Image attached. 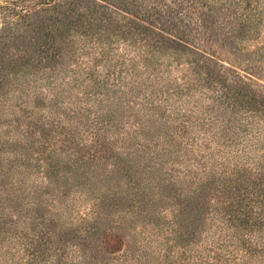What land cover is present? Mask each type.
I'll use <instances>...</instances> for the list:
<instances>
[{
  "label": "trees",
  "instance_id": "16d2710c",
  "mask_svg": "<svg viewBox=\"0 0 264 264\" xmlns=\"http://www.w3.org/2000/svg\"><path fill=\"white\" fill-rule=\"evenodd\" d=\"M261 1L40 0L34 7L17 8L13 2L0 5V73L12 64L9 76L13 78L9 81H16L17 99L25 94L33 104H42L39 100H43V95L34 91L38 80L22 79L27 73L18 76L15 71L18 63L30 66L24 50L27 47L39 53L55 49L58 57L63 49L70 47L63 58L73 53L79 59L88 49L99 56L88 60L87 69L84 64L82 69L79 66V71H69L72 77L59 87V93L55 92L56 100L61 98L69 104L61 106L60 113L49 108L52 112L48 118L39 122L44 130L47 125L54 129L50 130L53 134L48 142L52 147L47 155L36 158L27 152V146L42 139L41 146L45 150L48 134L45 138H40V132L25 131L22 137L7 134L9 138L5 142L19 147L12 161L6 159L10 170L17 167L9 172L10 179L21 176L17 186L6 190L7 193L17 189H22V194L31 192L39 196L43 193L42 185L38 187V180L31 177L34 174V169L30 168L32 164L44 163L57 172L65 169V172L77 174L83 169V157L85 153L89 155L88 151H92V157L100 152H108L112 158L114 155L110 170L103 173L104 177L100 175L103 178H95L93 185H88L87 197L81 199L95 201L93 209L90 207V212L85 214L87 218L80 216L73 222L72 230L77 232L74 238L78 240L73 245L75 250L69 254L67 247L60 243L63 237L52 249V238L41 231L31 234L33 238L27 241L22 235L34 232L28 229V223L19 220L4 229L5 221H0V264H9V259H12L10 264H97L90 256V234H97L101 226L109 222L110 213L103 211L111 204L108 201L121 203V207L128 204L123 210L126 220L121 227L130 232L139 223L143 233H131L133 247L121 264H255L257 260L262 261L264 241L255 240L253 230L240 235L231 217L221 215L209 219L202 218L199 213L200 207L205 206L199 199L209 185L218 182L223 187L230 184L231 188L238 181L249 180L255 171L243 165L228 169L221 163L225 152L205 153L203 149L208 148L204 143L206 135L218 145L220 137L236 145L243 135L262 130L257 124H261L258 123L260 119L264 121V85L256 89L262 51H249L241 45L249 35H256L263 23ZM153 23L169 27L178 37L163 36L155 31ZM103 25L112 29L96 33L104 29ZM65 28L67 33L82 31L81 38L68 41L63 35ZM146 32L153 37L144 39ZM86 34H95L94 42L88 43ZM20 45L23 54L5 52L9 48L18 50ZM223 53L232 59L224 61ZM36 55L37 63L45 67L44 59ZM4 58H8V62L4 63ZM233 60L242 61L245 70L235 66ZM103 61L106 69L99 77L95 68ZM109 78L112 83H108ZM78 87L82 92L73 96ZM100 94L102 97L98 96ZM91 101L93 105L87 103ZM247 108H251L250 115ZM240 110L246 112L239 114ZM23 111L27 114V109ZM126 120L133 123L132 131L126 129ZM23 127L28 128V124ZM110 129H114L116 137L106 134ZM88 138L89 143H85ZM153 138L156 140L151 143ZM56 142L60 147L54 146ZM68 142L75 143L81 158L70 154L65 146ZM188 142L190 148L184 147ZM115 147L119 153L113 152ZM4 160L0 157V163H6ZM173 163L183 164L184 169L177 171ZM192 163L196 164L195 168ZM168 164L172 166L166 171L164 167ZM263 169L264 166L259 167L255 175H260ZM50 172L45 171V179L49 182L53 178ZM138 174L142 176L136 182ZM120 176L133 179L123 183L118 179ZM88 182L87 179L77 186L85 187ZM176 185L183 186L187 197L177 204L182 209L174 210L173 219H170L160 214L165 204L171 205L163 190ZM10 186L13 185L10 183ZM158 192L163 198L145 202V196L153 197ZM56 200L38 199L35 209L39 211L45 204L63 211V203L55 205ZM183 213L187 214V224L182 222ZM2 215L0 219L6 217ZM245 222H249L250 228L254 225L264 227L262 218ZM52 223L55 225L56 220ZM64 228L60 230L62 233ZM202 230L210 232V236L199 249H194V240L202 243ZM150 240L156 241L158 251L147 248V245L153 246ZM175 247L180 249L176 253Z\"/></svg>",
  "mask_w": 264,
  "mask_h": 264
},
{
  "label": "rangeland",
  "instance_id": "374dc122",
  "mask_svg": "<svg viewBox=\"0 0 264 264\" xmlns=\"http://www.w3.org/2000/svg\"><path fill=\"white\" fill-rule=\"evenodd\" d=\"M39 1L40 0H0V5L8 2H13L17 8H22L25 6L34 7ZM163 1L168 3L170 0ZM260 5L264 9V0L261 1ZM199 11L204 12L205 9L199 8ZM144 24H147V22H144ZM153 26L156 27V32L163 34V36L167 38H169V36H176V34L167 26H159L157 23H153ZM111 29V27L108 28L107 26H104L103 30L96 33L103 34L104 31L109 32ZM159 29H163L165 31H157ZM66 30L67 29L65 28V32L63 35L67 38L68 41H75L81 38L80 33H82V31H80V33L78 34V32L67 33ZM95 34H86V40L88 43L89 41L94 42ZM148 37H153V35L150 32H146L144 39L148 40ZM248 37L249 38L244 40L241 45L249 51H255L257 49H261L262 51L260 58L258 57L259 67L261 70L258 68L256 72L259 73L256 74V77L259 78L257 81L258 86L256 85V89H260V85H264V72H261L264 69V15L263 23L258 27L257 34L255 35L254 33H252ZM184 40L186 39L184 38ZM66 44L70 45V43ZM121 47L124 46L121 45ZM22 49L23 47L20 45L18 50L9 48L8 50H5V52L7 51L9 54L13 53L16 55L19 54ZM68 49H70V47L63 49L58 57L56 56L57 51L55 49H47L44 53H39L37 52V49L27 47L24 50L26 51L25 55H27V63H29L30 66L23 67L21 66L22 63H18L17 67H15V71L16 73H18V76H21L20 73H27L26 75L21 77L22 79L25 78L38 80V83L36 84L37 88L34 91L43 95V100H39L42 102V104H33L32 99L26 97L25 94L22 95V98L20 99L16 98L19 88L16 87V81H9L13 78L12 76H9L12 64L6 66L3 73H0V157L4 158L5 160L8 159V161H12L15 157V154L19 152L18 145H13L5 142L7 141V134L10 135L9 137H22L21 135H24L26 132L35 134L40 132V138H45V134L49 135L47 139L50 138V135L53 134L50 132V130L54 129L50 128L49 125H47L44 130L40 127L39 122H42L43 119L46 120L48 118L47 116H49L50 114L49 112L57 110L58 113H60L61 106L65 107L69 104V101H63V99L61 98H58L56 100L55 92L59 93V89H61L59 87L70 80V77H72V75L69 71H79L80 69H82V66H84V64L86 65L87 69V67H89L90 65V61L88 60H91L93 57L97 56L92 52V50L88 49L86 51H83L84 55H79V59H76L75 54L73 53H68L63 58L62 55H64V52ZM20 54H23V52H20ZM36 54L44 59L46 64H44L43 66L45 67H42V65L37 63L38 57ZM8 58H4L3 62H8ZM222 59L226 62H229L228 59L231 60L232 58H230L227 53H223ZM233 61V64L235 66H237L241 70H245L242 67V61ZM105 69L106 64L105 61H103L99 63V65H97V67L95 68V73L98 72V76L101 77L103 76ZM39 79L41 80L39 81ZM108 83H112V78H109ZM59 84L61 85L59 86ZM64 88L66 87L64 86ZM55 89H58V91H56ZM79 92H82V90L80 91V88L78 87L73 91L72 94L73 96H76L79 94ZM98 96L102 97L101 94ZM80 98L83 99L84 96H80ZM63 102H66V104H64ZM87 103L89 105H93L92 101ZM15 105L17 107H15ZM24 108L27 109V114L23 111ZM49 108H52V111H50ZM247 109L248 115H250L252 113L251 108ZM242 112L246 111L240 110L239 114H241ZM260 120H258V123L261 124L257 125H259L258 127L262 130L257 131V133L253 132V134L249 133L247 135H243L241 141L237 142L236 145H234V142L227 141L226 139L224 140L223 137H220V142L218 145L214 142L212 137H208L207 135L204 136L205 139L207 138L204 143L207 144L208 148L203 149V152L209 153L220 150L221 152H225L224 159L222 158L223 160L221 161V163H224V165H226L228 169H234L235 167H237V165H243V167H245L246 169L255 171L253 172V176L250 177L249 180L243 179L242 181H238L234 185H232L231 188L230 184L227 187H223L220 186L221 184H219L218 182L214 183L213 185H209L205 189L204 195H201L203 198L199 199L202 204H205V206L200 207L199 213H201L202 218L205 216L209 219L216 218L221 215L231 217V219L237 226V231L238 233L240 232V235L247 234L249 233L248 231L253 230L252 237L255 240L260 239V241H264V227H262V225H254L253 228H250L249 222L247 224L245 222V220L247 219H264V169L260 171V175H255L257 172H259V167L264 166V121ZM124 122H127L126 127L128 128L126 129H128V131H132L131 125L133 123L130 120H126ZM26 123L28 124V128L25 129V127L23 126H25ZM21 131H23V134H20ZM114 132V129H110L106 134L110 138H114V136L116 137V135H114ZM251 134L252 137H249L251 136ZM192 136L193 135L191 134V137ZM52 137L53 136H51V138ZM61 138L62 137L60 136V139ZM49 140L50 139L45 140L47 141L45 144L47 145V147H45V150L43 149L44 147L42 148L41 146L44 140L38 139V141L27 146V152H29V154L31 153V155L35 156L36 158L47 155L49 148L52 147V143L48 142ZM155 140L156 138H153L151 140V143H154ZM158 140H160V137ZM164 140L166 139L164 138ZM85 143H89V138ZM188 144L189 142L184 144V147L190 148V145ZM60 145L61 144L59 142H56L54 144L55 147H60ZM65 146L68 147L69 152L72 156L81 158L82 154L77 151L78 148L75 143L68 142L65 144ZM117 147H115L113 151L115 154L119 153L117 151ZM15 150L17 152H15ZM96 150H98L97 147ZM97 152H99V150ZM88 153L89 155L87 153L84 154V163L82 165L83 169L79 170L77 174H74V172H65V169L57 172L56 169H50V167L45 166L44 163H36L37 166L32 164L30 168L32 170L34 169V174L31 177L35 180H38V187L42 185L43 189V193L39 196L31 192H24L22 194V189H17V191L13 190L14 192L7 193L6 190L17 186L16 183L21 176L19 175L17 177H14V180H11L9 172L16 170L17 167H14V169L12 168L10 170L8 167L9 162H7V160L4 164H2L1 162L0 193H2V196L0 197V218L1 216H3L2 214H6V217L0 219V221H5L4 229L7 226H10L11 222L14 223L22 220L28 223V229H34V232L29 231V233H24L22 235L27 241L33 238V235L31 234L36 235L38 234V231H41L52 238V249L58 243L59 238L63 237L62 242L60 243H63V245L67 247V249L69 250V254L73 250H75V247L73 245L76 244L78 240L74 238V235L77 232L76 230H72L74 228L73 222L76 221V219L80 216H86L85 214L90 212V207L93 209L92 204L93 201H95L86 199L84 202L81 201V199L82 197H87L88 192L86 191L89 187L88 185H93L95 178H103V173L108 169L110 170L111 165L114 163V155L112 158V156H108V152H100L99 154L96 153L94 157H92V151H88ZM172 165L174 166V169H177V171H182L184 169L183 164L181 165L173 163ZM172 165L168 164L164 167V169L168 171ZM191 165L192 168L196 167L195 163H192ZM136 169L137 167H134L133 171H136ZM138 169L139 171L143 170L140 168ZM46 170H50V175L53 176L50 182L48 179H45ZM208 171H210L209 167ZM56 173L59 174L56 175ZM120 174L123 175V173ZM100 175H102L103 177ZM141 176L142 175L140 174L136 176V182H138V178L141 179ZM180 177L182 178V175ZM151 178L153 180V176ZM87 179L89 182L85 187L77 186L79 183H85ZM118 179H122V181H124L123 183H125L128 180H132L133 178L127 179L126 177L120 176ZM155 181H157V178ZM10 183L13 185L12 187L10 186ZM129 185H132V183H129ZM182 188V185H176L174 187H169L163 190V193H167L171 205L165 204L164 208H162L160 211L161 216L163 215L169 217L170 219H173L172 212L174 210L182 209L181 206H177L178 203H183V199H186L187 197V194L182 191ZM45 191L46 193H44ZM158 194L155 193L153 197L145 196V202H147V199L163 198L160 192H158ZM38 199H58L56 200L55 205H58V202H62V206L64 207V209H62L63 211H61L57 207L50 208L48 205L43 204V209L37 211L35 209V202H37ZM109 199L112 198L109 197ZM113 199L117 198L114 197ZM75 200H77L76 207H74ZM108 202L109 204H111L107 205L108 208H103V211L106 213H110V216L108 217L109 222L107 223V225H102L97 234H90V256H92V262L97 264H121L124 261L125 255L128 254L131 247H133L134 237L133 235H131V233H133V231H136L135 233H138L140 235H142L143 233L142 230H140L141 224L139 223L135 225V230L134 228H132L130 232H128V230H123V228L121 227L123 222L126 220L123 210L128 204L125 203L124 206L121 207V203L117 202L113 204L112 201ZM156 205H158V203ZM159 205L162 204L160 203ZM116 207L118 208L117 210L114 209ZM204 213L206 214L204 215ZM181 216L182 222L184 224H187V221H189L186 218L187 214L183 213ZM85 218H87V216ZM54 220H56L55 225L54 223H52V221ZM61 224L64 226H62ZM63 228L65 230V234L60 231ZM260 233L261 235H259ZM200 234V240L202 241V243L194 240L195 243H193L192 245L194 249H199L202 244L205 243L207 237L210 236V232H208L207 230L200 231ZM60 243L59 245H61ZM151 243L153 246L149 247L147 245V248L151 249L152 251H158L159 249L156 241H151ZM41 248H43V246ZM179 250L175 247L173 251L176 253ZM156 255H158V253H155V257H158ZM87 256H89V254H87ZM261 258L262 261L257 260L255 264H263L262 262L264 260V254ZM11 261L12 259H9L8 263L10 264Z\"/></svg>",
  "mask_w": 264,
  "mask_h": 264
}]
</instances>
